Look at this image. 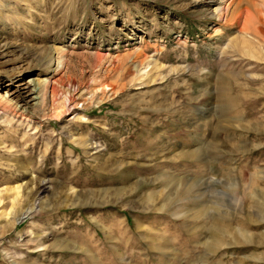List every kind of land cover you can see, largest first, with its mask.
<instances>
[{
  "label": "rangeland",
  "instance_id": "374dc122",
  "mask_svg": "<svg viewBox=\"0 0 264 264\" xmlns=\"http://www.w3.org/2000/svg\"><path fill=\"white\" fill-rule=\"evenodd\" d=\"M0 264H264V0H0Z\"/></svg>",
  "mask_w": 264,
  "mask_h": 264
},
{
  "label": "bare ground",
  "instance_id": "6f19581e",
  "mask_svg": "<svg viewBox=\"0 0 264 264\" xmlns=\"http://www.w3.org/2000/svg\"><path fill=\"white\" fill-rule=\"evenodd\" d=\"M5 46V45H4ZM27 214V213H26ZM15 221V220H14ZM13 223V222H12ZM15 223V222H14Z\"/></svg>",
  "mask_w": 264,
  "mask_h": 264
}]
</instances>
